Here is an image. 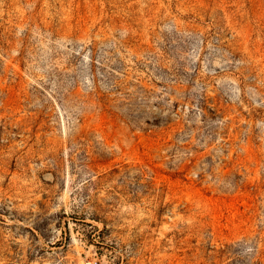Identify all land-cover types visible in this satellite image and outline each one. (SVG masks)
I'll use <instances>...</instances> for the list:
<instances>
[{"label": "rangeland", "instance_id": "rangeland-1", "mask_svg": "<svg viewBox=\"0 0 264 264\" xmlns=\"http://www.w3.org/2000/svg\"><path fill=\"white\" fill-rule=\"evenodd\" d=\"M0 264H264V0H0Z\"/></svg>", "mask_w": 264, "mask_h": 264}]
</instances>
